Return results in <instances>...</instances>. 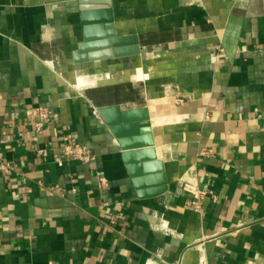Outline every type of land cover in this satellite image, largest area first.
Here are the masks:
<instances>
[{"label": "crops", "instance_id": "crops-1", "mask_svg": "<svg viewBox=\"0 0 264 264\" xmlns=\"http://www.w3.org/2000/svg\"><path fill=\"white\" fill-rule=\"evenodd\" d=\"M111 3L146 53L76 62L81 0H0V264H264V0ZM124 64L146 80L67 73ZM158 102L178 116L151 119L168 189L141 196L98 107ZM38 106L53 110L41 128ZM65 135L96 159L70 158Z\"/></svg>", "mask_w": 264, "mask_h": 264}, {"label": "water", "instance_id": "water-1", "mask_svg": "<svg viewBox=\"0 0 264 264\" xmlns=\"http://www.w3.org/2000/svg\"><path fill=\"white\" fill-rule=\"evenodd\" d=\"M83 41L74 50L76 62L95 61L146 53L137 34L118 35L111 0H81ZM91 5H104L90 7ZM122 149L123 160L141 196H157L168 189L164 161L155 147L148 106L123 108L121 104L98 107ZM150 184L153 188L145 189Z\"/></svg>", "mask_w": 264, "mask_h": 264}, {"label": "built area", "instance_id": "built-area-1", "mask_svg": "<svg viewBox=\"0 0 264 264\" xmlns=\"http://www.w3.org/2000/svg\"><path fill=\"white\" fill-rule=\"evenodd\" d=\"M222 50V48L220 47ZM53 110L48 106H38L33 108L32 114H37L40 117V121L36 122V127L41 128L45 120L50 119L52 116ZM62 150L66 153L70 158L79 160L83 163H89L96 159L95 152L89 147L84 144L75 142L72 137L69 135H65L62 141ZM57 161L59 164H62V158L58 156ZM4 165L0 164V169H2ZM7 170L10 169V165L7 164ZM99 184L102 186H108V179L105 175L98 176ZM183 188L190 192L193 195V206L195 209H200V198L202 196L201 190L193 183L185 182L182 184ZM159 264V263H153Z\"/></svg>", "mask_w": 264, "mask_h": 264}, {"label": "rangeland", "instance_id": "rangeland-1", "mask_svg": "<svg viewBox=\"0 0 264 264\" xmlns=\"http://www.w3.org/2000/svg\"><path fill=\"white\" fill-rule=\"evenodd\" d=\"M138 58L141 59V56H138ZM140 63H141V61H140ZM111 69H113V68L106 67L105 65H103L101 68L102 74H100V75L97 74L98 69H96V68L94 70H92V72L89 74H86L88 69H83L79 72V74H83V75H78V81L76 82V85L88 87V86H96V85H100V84H111V83L119 82V81H114V79L111 78V74H110ZM118 72L120 73V75L125 77L124 80H122V81H126V80L134 78L131 81H128V83H133V84H137V83L140 84L141 83L140 80H146V78L149 74V72L146 70V67H141V65H140V69H134V68H131V67L126 66L124 64V66L122 67V70H118ZM115 90L118 92L117 93L118 96L125 97V96H129L131 94L130 88L126 89L123 86H121V87L118 86L117 88H115ZM162 102H160L161 104L158 107L161 110L164 108V104H163L164 102L163 103ZM158 104H159V102H158ZM177 118H178V116L175 114V112L170 110L168 117H166L165 115H160V116L157 115V118H156V116H155V123L160 124V123H163L165 120H169V119L173 120V119H177Z\"/></svg>", "mask_w": 264, "mask_h": 264}, {"label": "bare ground", "instance_id": "bare-ground-1", "mask_svg": "<svg viewBox=\"0 0 264 264\" xmlns=\"http://www.w3.org/2000/svg\"><path fill=\"white\" fill-rule=\"evenodd\" d=\"M67 73H68L69 77L71 78L72 83L76 84V82L78 81V74H76V73L74 74L73 71L72 72H67ZM110 74H111V78L114 79V81H119L120 82V81L124 80V78H125L124 76L120 75V73L116 69H111ZM160 104L161 103L159 102V104L157 103V105H155V107L150 109L151 119L153 120V122H155V116L157 118V115H156V113L154 111L156 109H159L158 107L160 106ZM172 111H174V110H172Z\"/></svg>", "mask_w": 264, "mask_h": 264}]
</instances>
